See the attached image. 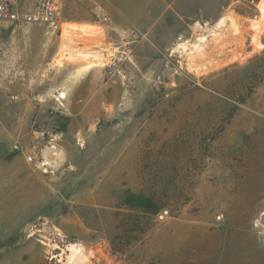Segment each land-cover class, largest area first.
<instances>
[{"label":"rangeland","instance_id":"374dc122","mask_svg":"<svg viewBox=\"0 0 264 264\" xmlns=\"http://www.w3.org/2000/svg\"><path fill=\"white\" fill-rule=\"evenodd\" d=\"M215 25L202 55L177 52ZM62 27L74 49L101 44L110 56L89 69L57 62ZM14 59L26 63L20 97L6 94ZM33 131L59 134L60 167L45 174L13 151L28 153ZM8 151L25 166L0 171V207L15 214L0 218L15 232L3 242L10 264H63L71 242L89 264H145L143 238L162 209L168 220L215 219L226 201L257 198L258 211L245 210L264 224V0H65L56 28L0 22V155ZM132 195L160 210L128 208Z\"/></svg>","mask_w":264,"mask_h":264},{"label":"crops","instance_id":"0c3cea01","mask_svg":"<svg viewBox=\"0 0 264 264\" xmlns=\"http://www.w3.org/2000/svg\"><path fill=\"white\" fill-rule=\"evenodd\" d=\"M93 2L96 3V0H93ZM110 6L113 7L112 3H110ZM97 8L99 13L104 10L103 7L98 5ZM107 9L106 6L104 14L111 17L113 13H110L112 11L109 12ZM173 9L176 10V13H179V11L182 13L185 5H176ZM67 21L77 25L89 23V21L76 19ZM90 23L98 25L96 21H90ZM8 26V24L4 25V27ZM14 49V47H11V50ZM21 52L23 54V51L18 50V56ZM25 67V61L20 63L19 59L17 61L14 59L13 62L8 64V70L13 73H10L7 79L9 85L7 95L14 97L25 95ZM22 74L23 76L20 78L19 76ZM15 85L18 87L17 90H14ZM15 152L8 151V155H0V171L3 172V168L6 167L9 172L12 164L24 166V163L19 162V155ZM255 200H257L256 204L243 200L241 205L236 206L229 203V200L226 201L222 205L223 210L220 214L224 218L221 221H215L212 217L195 221L171 219L159 224L156 228H152L143 238L145 242V249L143 250L145 264H197L196 259L199 256L210 257L211 261L208 264H220V260H222L221 264H264V224L260 223L259 226L257 220L254 223L256 214L250 215L245 210L251 207L259 209L261 203L257 198ZM1 207V219L2 217L5 218V214L7 216L9 214L10 216L15 215L12 212V206L11 211L7 213ZM231 207L237 208L236 211H230ZM257 211L255 212L257 213ZM261 212H259L260 222L264 221V216H260ZM16 218L18 217H15V220ZM6 219L9 222L8 224L0 222V264H10L9 247L4 246L3 242L9 240L13 236L12 234L15 233L12 230L13 223H10L11 218L7 217ZM233 220L237 223L232 222ZM231 228H234L235 231L229 232Z\"/></svg>","mask_w":264,"mask_h":264},{"label":"bare ground","instance_id":"6f19581e","mask_svg":"<svg viewBox=\"0 0 264 264\" xmlns=\"http://www.w3.org/2000/svg\"><path fill=\"white\" fill-rule=\"evenodd\" d=\"M223 22H224V19H222V21L220 23H218L217 26L219 27V25L221 23L223 24ZM232 22H230V23H232ZM217 26L215 25L212 27V29L210 28L209 30L201 32V34H199V36H198V40L193 44H189L187 42V45L186 44L178 45L177 52H179V51L184 52L187 50L191 54H201L202 55L201 52L203 51L204 46L206 45L207 41L209 40V35L211 36L216 31V29L218 28ZM81 28L82 27H80V29L79 28L78 29L81 30ZM82 29L84 31V29H86V28L84 27ZM62 30H63V37H64L65 41H63V43H62V46H61L62 48L60 47L61 48V55L56 60L57 62H59L61 64H66V63L73 62L74 60L80 59V61H83L87 64L84 67V69H89L91 67L100 66L101 63H99V61H102V60L106 59L108 56H110V51L106 47H104V45H101V44L84 45L85 43L84 44L78 43L80 45V48L74 49L72 47V43H74V41H72V39H71L72 36L68 32L69 30H66L63 27H62ZM219 32H220V29H219ZM238 32H241V31L238 30ZM84 33H86V32H84ZM201 37H203V38H201ZM201 58H203V57H201ZM59 94H60L59 95L60 98H65V96H66L65 93H59ZM42 158H43V163H44L43 165H45L50 170H54L63 164L64 159H65V155H64V151L60 147L59 148L55 147V146L54 147H45L44 150L42 151ZM260 216H262V217L264 216V210L261 212ZM59 261L63 262V264H89L90 263L88 260V257H87V251H86L85 247L79 242L68 243L66 245L65 249L62 251Z\"/></svg>","mask_w":264,"mask_h":264},{"label":"built area","instance_id":"2783aa9c","mask_svg":"<svg viewBox=\"0 0 264 264\" xmlns=\"http://www.w3.org/2000/svg\"><path fill=\"white\" fill-rule=\"evenodd\" d=\"M30 2L31 7L28 11L22 10L23 5ZM65 0H0V22H19L26 20L30 22H40L57 27L61 21L62 11L64 8ZM58 94L56 100L62 98ZM32 145L23 151L19 143L13 145V150L23 153L24 159L27 163L33 164L36 168L40 169L43 173H48L51 170L43 165L42 151L45 147H60L58 143L59 134L50 136L45 139L43 133L37 131L32 132ZM44 142V143H43ZM63 149V148H62ZM158 222H164L170 218L168 209L160 210L156 215ZM223 215H217L216 220L221 221Z\"/></svg>","mask_w":264,"mask_h":264},{"label":"trees","instance_id":"16d2710c","mask_svg":"<svg viewBox=\"0 0 264 264\" xmlns=\"http://www.w3.org/2000/svg\"><path fill=\"white\" fill-rule=\"evenodd\" d=\"M64 127V125H62ZM125 204L130 209H136L147 214H156L160 210L159 204L150 197L132 195L125 199Z\"/></svg>","mask_w":264,"mask_h":264}]
</instances>
